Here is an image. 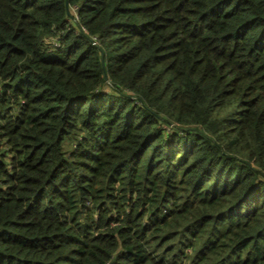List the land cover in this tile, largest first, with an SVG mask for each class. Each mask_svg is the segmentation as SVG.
<instances>
[{"label":"trees","instance_id":"trees-1","mask_svg":"<svg viewBox=\"0 0 264 264\" xmlns=\"http://www.w3.org/2000/svg\"><path fill=\"white\" fill-rule=\"evenodd\" d=\"M0 264H264V0H0Z\"/></svg>","mask_w":264,"mask_h":264}]
</instances>
